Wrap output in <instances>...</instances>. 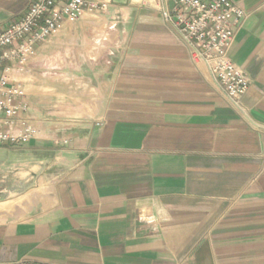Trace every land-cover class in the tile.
I'll return each mask as SVG.
<instances>
[{"label":"crops","instance_id":"0c3cea01","mask_svg":"<svg viewBox=\"0 0 264 264\" xmlns=\"http://www.w3.org/2000/svg\"><path fill=\"white\" fill-rule=\"evenodd\" d=\"M34 1L0 0V32ZM88 1L3 65L38 134L0 146V263L264 264V0H233L246 115L160 13Z\"/></svg>","mask_w":264,"mask_h":264},{"label":"built area","instance_id":"2783aa9c","mask_svg":"<svg viewBox=\"0 0 264 264\" xmlns=\"http://www.w3.org/2000/svg\"><path fill=\"white\" fill-rule=\"evenodd\" d=\"M140 2L160 13L164 23L188 49L191 60L203 63L235 111L246 115L242 99L248 91L249 80L229 55L243 27L246 11L233 0ZM105 8V4L88 0H35L20 20L0 32V146L29 143L38 134L28 118L26 94L20 85L12 83L8 70H3L5 61L16 58L20 64H26L35 44L57 33L64 19L77 21L86 11L98 12Z\"/></svg>","mask_w":264,"mask_h":264},{"label":"rangeland","instance_id":"374dc122","mask_svg":"<svg viewBox=\"0 0 264 264\" xmlns=\"http://www.w3.org/2000/svg\"><path fill=\"white\" fill-rule=\"evenodd\" d=\"M11 171L7 173V171L1 170L0 168V198H3L8 195L6 194L7 188H14L15 183L13 180V173Z\"/></svg>","mask_w":264,"mask_h":264}]
</instances>
